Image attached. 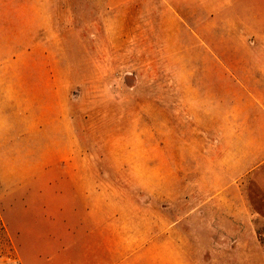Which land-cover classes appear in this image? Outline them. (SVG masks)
<instances>
[{"label":"rangeland","instance_id":"1","mask_svg":"<svg viewBox=\"0 0 264 264\" xmlns=\"http://www.w3.org/2000/svg\"><path fill=\"white\" fill-rule=\"evenodd\" d=\"M165 1L0 0V263L32 254L44 205L105 202L129 264H164L155 220L179 222L165 264H264L262 175L231 204L199 191L231 53L200 42L198 0Z\"/></svg>","mask_w":264,"mask_h":264},{"label":"crops","instance_id":"2","mask_svg":"<svg viewBox=\"0 0 264 264\" xmlns=\"http://www.w3.org/2000/svg\"><path fill=\"white\" fill-rule=\"evenodd\" d=\"M198 3L206 15L204 21L200 19V42L204 41L207 47L213 38L216 53H231L227 60L216 54L215 67L229 72L216 76V84H230V108L220 119L217 115L215 154L210 157L214 169L213 173L210 169L200 170L199 191L212 194L214 190L216 194L209 200L214 198V203H218V197H229L222 203L231 204L238 202L235 196L245 181L246 189L261 187L255 182L262 175L264 188V0H198ZM207 203L213 202L206 200ZM249 205L247 201V212ZM41 210L60 214L46 215L39 221L38 245L32 254L23 250L5 264H129L127 220L118 216L112 221L109 203L50 204ZM251 210L248 218L254 217L255 210ZM165 224L154 221V247H146V250L154 248V263L163 260L165 264L164 259L173 251L169 243L177 234L175 226L179 222ZM185 234L184 241L189 236ZM139 258L142 259L141 253L133 257Z\"/></svg>","mask_w":264,"mask_h":264}]
</instances>
